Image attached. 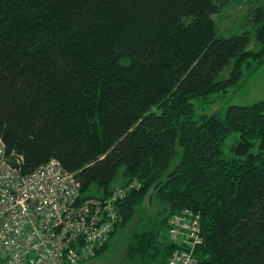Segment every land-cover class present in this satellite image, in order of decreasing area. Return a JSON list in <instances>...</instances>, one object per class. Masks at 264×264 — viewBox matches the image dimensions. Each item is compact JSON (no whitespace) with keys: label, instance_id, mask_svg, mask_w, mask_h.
Listing matches in <instances>:
<instances>
[{"label":"trees","instance_id":"obj_1","mask_svg":"<svg viewBox=\"0 0 264 264\" xmlns=\"http://www.w3.org/2000/svg\"><path fill=\"white\" fill-rule=\"evenodd\" d=\"M230 1L0 0L7 155L24 175L59 160L82 200L136 184L92 260L119 239L127 260L168 264L177 247L162 229L190 209L195 264H264V101L200 119L194 105L264 64V6L227 37L214 16ZM146 199L161 206L156 228L134 226Z\"/></svg>","mask_w":264,"mask_h":264},{"label":"built area","instance_id":"obj_2","mask_svg":"<svg viewBox=\"0 0 264 264\" xmlns=\"http://www.w3.org/2000/svg\"><path fill=\"white\" fill-rule=\"evenodd\" d=\"M13 157L0 139V264L91 261L110 240L119 221L118 206L136 184L116 187L105 200H82L75 174L59 160L24 175L21 159ZM171 226L169 242L177 249L168 264H195L193 253L202 243L201 215L185 209Z\"/></svg>","mask_w":264,"mask_h":264},{"label":"rangeland","instance_id":"obj_3","mask_svg":"<svg viewBox=\"0 0 264 264\" xmlns=\"http://www.w3.org/2000/svg\"><path fill=\"white\" fill-rule=\"evenodd\" d=\"M258 5L264 6V0H231L219 14L214 16L221 34L228 37L234 34H242L248 30L251 31L249 13L251 8ZM261 101H264V64L250 79L241 81L237 86L228 89L227 92L212 95L208 99H202V101H195L196 119L214 114L225 117L230 106H251ZM239 139L240 135L238 133L232 134L227 139L225 143V154L227 156L231 155V149ZM258 150L259 143H256L252 152L257 153ZM146 202L148 203L144 204V212L137 216L134 226L156 228L155 225L156 223L158 225L159 222L157 214L161 206L154 205V202L149 199H146ZM170 228L172 229V226ZM162 233L164 237L170 239V233L166 231L165 227L162 229ZM121 243V240H115L103 256L84 264H136L126 259Z\"/></svg>","mask_w":264,"mask_h":264},{"label":"bare ground","instance_id":"obj_4","mask_svg":"<svg viewBox=\"0 0 264 264\" xmlns=\"http://www.w3.org/2000/svg\"><path fill=\"white\" fill-rule=\"evenodd\" d=\"M117 224H118V222H117ZM117 224H116V225H117ZM116 225H115V227H116ZM115 227H114V231H115ZM114 231H113V232H114ZM113 232H112V234H113ZM112 234H111V235H112Z\"/></svg>","mask_w":264,"mask_h":264},{"label":"water","instance_id":"obj_5","mask_svg":"<svg viewBox=\"0 0 264 264\" xmlns=\"http://www.w3.org/2000/svg\"><path fill=\"white\" fill-rule=\"evenodd\" d=\"M13 164V163H12Z\"/></svg>","mask_w":264,"mask_h":264}]
</instances>
